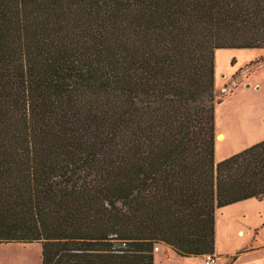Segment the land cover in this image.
I'll return each instance as SVG.
<instances>
[{
  "label": "trees",
  "instance_id": "trees-1",
  "mask_svg": "<svg viewBox=\"0 0 264 264\" xmlns=\"http://www.w3.org/2000/svg\"><path fill=\"white\" fill-rule=\"evenodd\" d=\"M220 48H264V0H0V243L214 253L216 210L264 200V139L215 159Z\"/></svg>",
  "mask_w": 264,
  "mask_h": 264
},
{
  "label": "rangeland",
  "instance_id": "rangeland-1",
  "mask_svg": "<svg viewBox=\"0 0 264 264\" xmlns=\"http://www.w3.org/2000/svg\"><path fill=\"white\" fill-rule=\"evenodd\" d=\"M261 59H256V58ZM257 60V61H256ZM253 61V62H251ZM259 84V85H258ZM215 130L222 129L231 125L230 119L234 116L239 125L242 120L240 118L244 113H257L259 110L264 112V48H220L215 53ZM222 99V102L217 101ZM227 142L216 145L215 159L220 161L233 149H241L253 145V141L249 138L252 134H248L243 130H238L239 127L233 128ZM215 131V132H216ZM217 133V132H216ZM252 141V142H251ZM237 142H244L239 147L232 146ZM218 142H216L217 144ZM252 201V202H251ZM244 207L249 222H243L242 215L237 210L239 215V227L233 221L230 225L231 217L226 214H218L220 226L218 234V251L220 254L218 263L222 264L230 261L239 253L246 245L254 244L253 246H264V225L260 223L264 218V200H251ZM263 201V202H262ZM241 207V206H240ZM239 208V207H238ZM225 211V210H224ZM225 213V212H224ZM257 224L258 234L256 230L249 229V225ZM239 228H243L238 230ZM241 230L244 231L240 234ZM238 231V234H237ZM246 232V234H245ZM253 233V234H251ZM252 235L248 237L249 235ZM163 242L155 247L156 261L159 263L161 253H163ZM42 243H0V264H42L41 259ZM177 253V252H176ZM178 254V253H177ZM229 255L228 258H226ZM179 255H177L178 257ZM241 256V255H240ZM181 257V256H180ZM234 257V258H235ZM249 256H246L248 258ZM181 263L178 258H173L168 264H185ZM186 264H205L200 259L194 258L187 260Z\"/></svg>",
  "mask_w": 264,
  "mask_h": 264
},
{
  "label": "crops",
  "instance_id": "crops-1",
  "mask_svg": "<svg viewBox=\"0 0 264 264\" xmlns=\"http://www.w3.org/2000/svg\"><path fill=\"white\" fill-rule=\"evenodd\" d=\"M240 120H242V122L239 125H237L236 124L237 119L233 116L230 119V123H231L230 126L222 128V129H218V127H217L216 132L222 133L225 136V139L222 141L217 138V142H218L216 144L217 149H218V144H220V143L223 144L224 142H227V140H229L230 135H231V131H233L234 130L233 128H235V127H239L238 130H243L244 132H247L248 134H252L253 136L249 138V141L250 140L253 141L252 144L257 143V142L264 139V112H261L259 110V112H257V113H255V112L244 113L242 115V117L240 118ZM242 143H244V142H242ZM242 143H240V142L235 143L232 146V149L239 147L240 144H242ZM249 146H251V144L248 145V147ZM245 148H247V147H242L241 149H239V148L233 149V151L227 153L225 155V157H228V156H230L236 152H239ZM251 200H256V198H248L245 200H241V201L223 206V207L218 208L216 210V236H215V252L214 253L217 255L218 259L220 257L219 251L217 249L219 246L218 245V234H219V226H220V221H219V217H218L219 212L221 210H223V211H221V212H223V213H221L222 215L226 214L227 216L231 217V219H233V217H234V220H232L230 225H233V221H235L236 225L234 224V227H236V226L239 227V223L237 222L239 215H237V211L240 212V215H242L243 222H246V221L249 222L250 220L247 218V214L245 212L244 207L247 206V204H248L246 202H249ZM257 200H259V199H257ZM235 210H237V211H235ZM260 223H262V225H264V218L261 219ZM248 227L250 230H252V229L256 230L254 236H252L251 234H253V233H251L248 237H250V236H252V238L256 237L258 234V229H260V228H258L257 224H254V225L251 224ZM240 229H243V228H239L238 230H240ZM237 234H238V231H237ZM245 234H246V232H245ZM253 245L254 244H250V246L246 245L239 252V253H241L240 254L241 256L239 254H237L236 255L237 257L234 259L233 254H232L231 258H233V259H231L230 261H226L225 263H222V264H264V246L260 245V246L255 247ZM160 248L163 251V253H161V256L159 259L160 264H168L171 262V260L173 258H178L181 263H184V262L187 263V260L197 258V259H200L201 262L203 263V256H191V257L181 256V255L177 254L171 248V246H169L168 244H166L164 242H163L162 247H160ZM177 255H179V256L177 257ZM226 256H227L226 258H228L229 255H226ZM246 256H249V257L245 259ZM155 261H156V253H155ZM155 264H157V263H155ZM214 264H220V263H218V260H217Z\"/></svg>",
  "mask_w": 264,
  "mask_h": 264
},
{
  "label": "built area",
  "instance_id": "built-area-1",
  "mask_svg": "<svg viewBox=\"0 0 264 264\" xmlns=\"http://www.w3.org/2000/svg\"><path fill=\"white\" fill-rule=\"evenodd\" d=\"M205 264H214L217 261V255L215 253H207L203 255Z\"/></svg>",
  "mask_w": 264,
  "mask_h": 264
},
{
  "label": "bare ground",
  "instance_id": "bare-ground-1",
  "mask_svg": "<svg viewBox=\"0 0 264 264\" xmlns=\"http://www.w3.org/2000/svg\"><path fill=\"white\" fill-rule=\"evenodd\" d=\"M217 138L222 141L225 139V136L222 133H217ZM243 233H244V231L241 230L240 234H243Z\"/></svg>",
  "mask_w": 264,
  "mask_h": 264
}]
</instances>
